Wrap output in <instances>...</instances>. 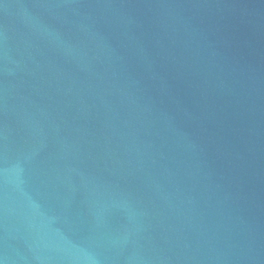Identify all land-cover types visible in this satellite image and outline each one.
Wrapping results in <instances>:
<instances>
[{"label":"water","instance_id":"1","mask_svg":"<svg viewBox=\"0 0 264 264\" xmlns=\"http://www.w3.org/2000/svg\"><path fill=\"white\" fill-rule=\"evenodd\" d=\"M0 264H264V0H0Z\"/></svg>","mask_w":264,"mask_h":264}]
</instances>
